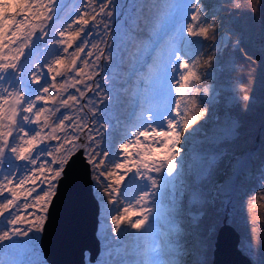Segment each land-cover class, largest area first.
Here are the masks:
<instances>
[{"label":"rangeland","instance_id":"obj_1","mask_svg":"<svg viewBox=\"0 0 264 264\" xmlns=\"http://www.w3.org/2000/svg\"><path fill=\"white\" fill-rule=\"evenodd\" d=\"M145 1L148 0H112L111 8L106 10L112 11L113 15L105 17L103 22L107 25V35H100L105 32L104 26L81 34H86L93 43L102 40L100 47L105 48V55L111 57L98 62L100 66L95 69L97 86L86 93L94 101L88 106L92 111L88 112L87 107L81 111V115L87 113L86 119L92 128V149L98 159L106 161L104 176L97 175L100 169L94 172L89 164L93 193L99 205L96 237L100 251L94 262L88 261L86 253L85 264H211L219 216L222 219L226 216L227 222L238 231V246L242 253L253 264H264V169L259 174L253 173L251 162L255 148L226 150L222 144L230 141L236 147L235 139L241 130L240 122L230 108L253 100L240 82L239 64L233 55L239 39H231L229 35L234 31L229 23H238L239 19L233 10L239 5L244 9L243 3L240 0H210L209 3L200 0L201 15L206 23L213 25L208 34H214V37L198 38L189 43L191 38L184 27L190 19L189 0ZM43 2L47 5L49 0ZM52 2L54 11L50 13L51 19L46 21L47 35L36 39L31 49L26 50L28 54L22 57L23 78L17 81L16 73H8L2 82L4 88L13 84L23 86L25 93L30 90L34 95L36 88L29 83L28 73L35 70L36 64L44 65L54 58L60 51V46L53 43L59 39L56 33L87 10V0L84 3L83 0ZM227 2L232 8L224 12ZM250 3L253 7L254 1ZM28 15L34 24L40 23L31 13ZM224 22H227L226 27ZM92 23L90 20V26ZM36 35H40L39 31ZM260 36L254 35V39L264 43V37ZM173 49L175 56H182L195 64L200 80L195 82V89L185 102L195 98L197 107L205 114L188 129H184L181 122L180 142L174 149L176 169L171 175L166 166L160 173L135 167L131 171L115 169L117 163L125 162L120 144L134 140L132 133L146 127L149 117L155 118L152 126L162 131L168 130V119L174 122L180 119L176 115L175 100L179 97L175 89L182 69L178 67L181 61L169 55ZM88 50H92L91 44L81 55L87 58ZM61 55L66 58V54ZM88 70L86 68L85 72ZM73 77L74 73H70L58 77L57 82L63 83L67 79L70 83ZM77 87L83 88L82 85ZM206 88L210 95L207 92L208 97L204 98ZM68 93L79 96L72 87L61 94L66 98ZM244 96H248V100H244ZM222 102L226 110L220 116L217 106ZM80 103L87 105L88 101L82 99ZM65 114L74 115L62 108L57 117ZM65 123L71 131L73 122ZM22 126L29 132L36 129L35 125ZM140 139L144 140L143 137ZM45 144L52 148L57 146L54 141ZM136 151V146L130 144V166L140 159L135 155ZM153 158L160 159L155 155ZM25 166L26 162L14 159L10 166L5 159L0 171L16 175L18 168L22 175ZM108 170H115L117 175L123 176L119 185L107 178ZM152 180L157 181L155 186ZM145 193H148L147 202L137 204ZM5 197L10 198V194L5 192ZM21 202L22 198L18 203ZM125 208L137 211V215L128 214L132 222L148 214L141 229L131 228L126 221L121 222L119 229L112 224V218L124 213ZM148 209L152 211L148 212ZM27 211L31 212V209ZM16 212L17 209H10L0 217V231L29 227L27 221L8 225L7 219ZM19 213L23 216L25 210L21 207ZM203 215L216 220L204 221ZM153 228L157 229L156 234ZM40 233L32 231L27 237L14 236L12 240L0 242V264H47L39 247Z\"/></svg>","mask_w":264,"mask_h":264},{"label":"snow or ice","instance_id":"obj_2","mask_svg":"<svg viewBox=\"0 0 264 264\" xmlns=\"http://www.w3.org/2000/svg\"><path fill=\"white\" fill-rule=\"evenodd\" d=\"M111 5L112 0L107 2L87 0V10L80 12L76 19L67 22V26L56 33L59 39L53 43L60 46V51L44 65L36 64L35 70L28 73L29 83L36 88L35 94L29 96L24 92L23 86L17 87L13 84L10 88H4L2 82L10 72L17 74V81L23 78L22 57L28 54L26 50L31 49L36 39L47 35L46 21L51 19L50 13L54 11L53 2L49 0L45 5L43 0H0V167L3 166L5 159H8L10 166L13 164V159L16 162H26L22 175L19 174L18 168L16 175L0 171V197H4L0 200V217L10 209H17L16 214L10 215L7 219L8 225L15 226L25 221L29 223V227L24 230L13 228L0 231V242L12 240L14 236L27 237L29 232L43 230L49 207L57 194V185L77 150L83 151L94 172L100 169L97 175H105L103 166L106 161L98 159L97 153L92 149V128L86 119L87 113L81 115V111L86 107L88 112L92 111L88 106L94 101L88 98L86 93L92 92L97 86L95 69L100 66L98 62L103 59L110 60L111 57L106 56L105 48L100 47L102 40L93 43L86 34L84 36L81 34L95 27L104 26L105 32L100 35H107V25L103 22L105 17L113 15L112 11L106 10L110 9ZM45 8L47 11H42ZM187 8L191 9V13L184 27L187 36L191 38L189 43H194L198 38L207 40L213 25L206 23L201 15L203 10L200 7V0H189ZM29 13L40 23L34 24ZM18 16L22 18L18 19ZM90 20L93 22L91 26ZM37 31L40 33L39 36L36 35ZM93 35L95 36L96 33ZM78 40L79 43H76ZM89 44L92 50L87 51L85 58L81 54L85 53ZM61 53L66 54V58ZM169 55L181 61L178 67L182 71L175 89L179 97L175 100L176 115L180 119L176 122L168 119V130L162 131L152 126L155 118L149 117L146 127L132 133L134 140L120 144L125 162L117 163L115 169L131 171L135 167L137 170L143 168L146 172L154 170L160 173L166 166L167 173L171 175L176 169L174 149L180 142L181 122L183 128L188 129L205 114L197 107L195 98L185 102V98L191 96V90L195 89V82L200 80L195 64L189 63L182 56H175V49ZM93 56L94 60L89 59ZM86 68L89 69L87 72H85ZM70 73H74L70 83L67 79L63 83L57 82L58 77H66ZM89 81L92 83L89 84ZM77 85H82L83 88H78ZM68 87L75 88L79 96L68 93L65 98L61 93L66 92ZM204 93H207V89H204ZM102 98L107 99V97ZM82 99H87L88 104L80 103ZM244 100H248V96H244ZM38 104L42 106L37 107ZM62 108L68 109L74 115L65 114L57 117V113H60ZM65 122H73L71 131ZM22 124L35 125L36 129L29 132ZM141 137L144 140H141ZM46 141L57 142V146L52 148L51 145L45 144ZM130 144L136 146L135 155L140 157L131 166L128 160ZM41 145L44 147L42 148ZM154 155L159 156L160 159H154ZM107 178L114 180L115 185H119L124 179L123 176L117 175L115 170H108ZM156 184L157 181L152 180V185ZM5 192L10 194V198L5 197ZM21 198L22 202L18 203ZM147 200L148 193H145L137 204ZM21 207L25 210L23 216L19 213ZM29 209L31 212L27 211ZM140 211L143 212V209ZM151 211L148 209V212ZM129 213L137 215L135 209L125 208L124 213L112 218V224L116 229L120 228L122 221H126L131 228L139 230L148 219V214L145 213L141 219L132 222L128 219Z\"/></svg>","mask_w":264,"mask_h":264},{"label":"water","instance_id":"obj_3","mask_svg":"<svg viewBox=\"0 0 264 264\" xmlns=\"http://www.w3.org/2000/svg\"><path fill=\"white\" fill-rule=\"evenodd\" d=\"M83 154L77 150L66 166L40 234L39 245L48 264H85L86 252L88 261L94 262L100 251L96 237L99 205ZM239 239L224 216L215 235L211 264H253L240 250Z\"/></svg>","mask_w":264,"mask_h":264},{"label":"trees","instance_id":"obj_4","mask_svg":"<svg viewBox=\"0 0 264 264\" xmlns=\"http://www.w3.org/2000/svg\"><path fill=\"white\" fill-rule=\"evenodd\" d=\"M209 1L207 0V3ZM240 1H242L244 9H241L239 5L235 11L233 10V12L239 15V19L238 23H229L234 29L232 34L230 33L229 35L231 39L232 37L239 39V46L235 48L233 55L239 64L238 74L240 82L245 92L251 95L253 100L237 104L230 108V111L233 110L237 121L240 122L239 126L241 130H238V135L235 139L236 147H233L230 141L222 144L226 150L255 148L251 163L253 165V173L259 174L264 169V43L256 41L254 35L264 37V0H253V7L250 3L251 0ZM145 2H150V0ZM249 7L250 9L248 10ZM231 8L230 2H227V5L223 7V11L226 12ZM241 14L242 16L240 17ZM226 23H223L225 24L224 27H226ZM213 37L214 34H211L209 39ZM217 108L220 116L223 114V110H226L223 102L219 103ZM218 120L217 118L216 121ZM202 218L204 221H211L212 219L214 222L216 220L215 217H209V219L204 215ZM221 220L222 218L219 216L216 229L219 227Z\"/></svg>","mask_w":264,"mask_h":264},{"label":"bare ground","instance_id":"obj_5","mask_svg":"<svg viewBox=\"0 0 264 264\" xmlns=\"http://www.w3.org/2000/svg\"><path fill=\"white\" fill-rule=\"evenodd\" d=\"M206 89H207V88H206ZM207 92H208L209 95H210V92H209L208 90H207ZM203 97H204V98H207L208 96H207V94H206V96L204 95ZM153 230H154V232H155V233L153 232L154 234H156V233L158 232L157 229H155V228H153ZM156 231H157V232H156Z\"/></svg>","mask_w":264,"mask_h":264},{"label":"clouds","instance_id":"obj_6","mask_svg":"<svg viewBox=\"0 0 264 264\" xmlns=\"http://www.w3.org/2000/svg\"><path fill=\"white\" fill-rule=\"evenodd\" d=\"M238 6V5H237Z\"/></svg>","mask_w":264,"mask_h":264}]
</instances>
